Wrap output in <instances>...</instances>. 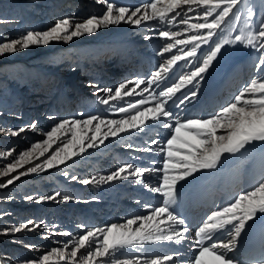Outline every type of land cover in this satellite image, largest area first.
<instances>
[{
	"label": "rangeland",
	"instance_id": "1",
	"mask_svg": "<svg viewBox=\"0 0 264 264\" xmlns=\"http://www.w3.org/2000/svg\"><path fill=\"white\" fill-rule=\"evenodd\" d=\"M110 2L134 9L142 7L150 0H110ZM249 8L253 12V18L249 22L253 25V29L245 27ZM103 11L104 6L97 4L95 0H0V42L19 38L28 31H46L61 18L81 21L91 16H100ZM235 11L241 15L239 21L230 17L221 29L216 31L208 44H202L197 49L196 57L177 62L168 73L164 74L158 84H154L148 92L143 93V97H123L110 101L108 105L99 103L98 97H105L101 89H114L120 83L136 79L147 82L151 79L152 72L158 71L160 66L171 58V55L179 54V49L185 47L177 45L172 53L160 54L163 47L173 41L162 39L159 33L184 31L186 26L180 22V17H176L175 26L167 25L159 20L144 21L140 26L121 22L118 25L101 27L91 35L84 34L67 43L53 41L46 46L33 45L14 54L0 57V130H7L0 131V152L13 151L14 157L18 156L20 152L29 150L32 144L45 139L44 134L63 120L87 119L91 115H98L105 119H126L129 115L135 114L134 111L130 110L129 113L124 114L120 113L118 108L127 106L130 102H137L141 98H147L150 101L141 106V110L153 107L156 100L163 99L159 97L160 91L177 83L180 76L194 71L216 43L228 39L230 43L225 44L221 52L217 54L208 71L203 74V79L198 77L192 84L183 87L166 105L168 109L172 105L174 107L172 119L169 120L172 124H175L177 119L183 122L188 119L210 118L233 102L234 97L251 80L264 79V71L257 68L260 53L245 47L243 43L235 42V37L242 31L254 30L264 19V0H243ZM142 14H138L133 19L139 18ZM202 14L203 9L187 13L190 18ZM190 22L197 21L192 19ZM204 31L206 33V30ZM193 34L195 33L191 31L186 33V35ZM179 38L181 37H177ZM115 44L127 45L146 55L144 57L149 61V68L144 67L145 70L140 75H133L130 61L125 66H121V61L117 62L120 58L117 57L116 60L113 48ZM190 48L191 45L185 50ZM234 71H237L234 76L236 80L227 88L226 96L220 98L221 102L215 103L209 110L206 109L207 105H204L202 111L205 114L202 116L189 115L196 105L198 98L195 97L200 96L211 85L213 79L217 77L221 79ZM145 86L146 84L141 85L137 91L140 92ZM193 91L197 93L195 97L190 96ZM64 92L70 97L68 102H65ZM186 95L190 99L180 104V100ZM33 124L36 125L35 130H32ZM21 127L25 128V132L15 137L7 134L8 131H18ZM143 127L130 128L115 138L109 135L103 144L97 141V146L93 148H88L87 144L88 137L93 134L94 128L92 130L76 129L77 137L81 135L85 137L83 153H80L77 148L75 151L78 154L63 164L21 176L13 185L0 189V197H8V199H0V264H23V261L36 259L53 248L63 247L65 242L71 245L75 238L87 230L106 228L111 224H124L128 219L150 215L152 208L164 206L163 197L149 190V186H158L163 176L162 172L145 173L140 177L124 173L122 174L124 179L108 183L98 182L99 177L110 175L126 164H132L135 168L162 169L164 154L160 149L170 138V130L151 120H147ZM107 131L106 127H102V132ZM71 135L72 129L62 130L53 148L60 144L61 140L71 138ZM152 140H156L157 144H151ZM146 147H151L152 151H143ZM254 147L247 146L239 153H225L221 157V160L226 155L233 157L232 167L236 182L231 189L232 196L229 198L231 200L226 204L221 199L222 194L217 188L226 182L228 176L225 174L223 176L224 172L221 171L220 177L216 171L217 173L211 179L213 182L210 181L216 189L210 198L200 203L203 207L210 200L211 207L196 213L200 218L196 220L193 227L189 228L184 242L176 244L153 239L143 245L128 246L116 251L114 256L105 257L107 264H113L114 259L123 261L141 258L143 260L169 254L175 256L176 264H189L197 248L194 233L204 219L212 211L228 206L241 192L250 191L264 181V167L260 176L252 180L250 184V179L245 176L249 168L258 163L264 164V145ZM51 151L50 149L39 159L33 158L31 164H25L23 168L17 169L16 173L10 175L15 176L21 171H26L28 167L43 164ZM9 162H14L12 157L0 156V170H3ZM218 170L220 171V168ZM207 171L202 170L196 173L194 178L189 177L181 182L183 186L180 187L176 200L170 207L183 219L188 214L190 202L198 189L199 181ZM73 176L77 179L73 180ZM93 177H96L97 182L88 185L82 183L83 180H91ZM7 178H0V181H6ZM137 179L142 183L137 184ZM219 182L221 184H217ZM55 192L61 193L55 201L37 202L39 197L49 196ZM28 195L33 197L32 201L25 199ZM65 196L70 198L66 202L63 200ZM29 220L40 227L20 233L8 231ZM160 228H167V224H160ZM65 231L69 232L70 236L64 237L57 234ZM156 234L158 233L154 230L153 235ZM224 238H226L224 241L229 240V233H226ZM183 252L188 253L186 258L179 257ZM234 262L240 264L238 261ZM49 264H66V261L53 256ZM244 264H264V260Z\"/></svg>",
	"mask_w": 264,
	"mask_h": 264
},
{
	"label": "snow or ice",
	"instance_id": "2",
	"mask_svg": "<svg viewBox=\"0 0 264 264\" xmlns=\"http://www.w3.org/2000/svg\"><path fill=\"white\" fill-rule=\"evenodd\" d=\"M95 2L104 6V11L100 16H91L81 21L61 18L46 31H28L19 38L0 42V57L14 54L33 45L46 46L53 41L67 43L84 34L91 35L101 27L106 28L121 22L140 26L144 21L159 20L167 25L175 26L176 17H180V22L186 26L184 31H161L159 33L162 39L173 41L167 43L160 54L172 53L177 45L185 46L179 49V54L171 55V58L167 59L158 71L151 73V79L147 82L136 79L120 83L114 89H101L100 91L105 94V97H98V100L100 104L108 105L110 101H116L123 97H143V93L148 92L154 84H158L164 74L168 73L177 62L196 57L197 49L202 44H208L216 31L221 29V26L230 17L239 21L241 15L237 14L235 10L243 3V0H150L142 7H135L134 9L116 5L110 0H95ZM199 9H203L202 15L188 17V12ZM140 13L143 14L139 18L133 19ZM210 17L211 19H209ZM252 18L253 12L249 8L245 23V27L248 29H253V25L249 23ZM192 19L197 22H190ZM201 20L203 22H199ZM188 31L195 34L186 35ZM177 37L181 38L177 39ZM145 38L150 39V37ZM235 42L243 43L245 47H250L259 52L257 68L264 71V19L254 30L242 31L240 35L235 37ZM228 43H230L228 39L216 43L215 47L211 49L194 71L180 76L177 83L159 92V97L163 99L156 100L153 107H146L141 110V106L150 102L147 98H141L137 102H130L127 106L118 108V111L124 114L129 113L130 110L134 111L135 114L129 115L126 119H105L98 115H91L87 119L63 120L44 134L45 139L32 144L29 150L20 152L18 156L14 157L13 151L0 152V156L12 157L14 160V162L7 163L3 170H0V178L8 177L6 181H0V189H5L13 185L21 176L63 164L78 154L75 151L77 148H79L80 153H83L85 151L83 147L85 137L83 135L77 137L76 129L87 128L92 130L94 128L93 134L88 137V148L96 147L97 141L103 144L109 135L115 138L130 128L142 127L147 120L156 121L161 127L170 130V138L167 139L165 146L160 149L164 154L162 169L135 168L132 164H126L120 166L110 175L99 177L98 181L108 183L117 179H124L125 177L122 175L124 173L133 177H140L145 173L162 172L163 176L158 186H149V190L163 197L164 206L152 208L150 215L128 219L124 224H111L106 228L87 230L75 238L71 245L65 242L63 247L53 248L50 252L36 259L23 261V264H49L53 256L66 261V264H107L105 257L114 256L116 251L128 246L143 245V243L153 239L181 244L187 239L186 234L189 232V228L184 226L185 220L175 214L170 207L176 200L180 187L183 186L181 182L186 181L189 177L194 178L195 174L202 170L216 168L225 153H239L247 145L254 143L264 145V79L251 80L234 97L233 102L210 118L188 119L183 122L177 119L175 124L169 123V120L172 119V113L166 107L168 101L183 87L192 84L196 78L203 79V74L208 71L217 54ZM189 45L191 48L185 50ZM145 84L146 86L138 92L137 89ZM196 95L195 91L190 93L191 97ZM188 99L190 97L186 95L184 99L180 100V104ZM31 127L32 130L36 129L35 124ZM102 127H106L108 131L102 132ZM65 129H72L71 138L61 140L60 144L53 148V144H56L62 130ZM23 132H25V128L21 127L18 131H8L7 134L15 137ZM150 143L154 145L157 144V141L152 140ZM50 149L52 151L45 158L43 164L28 167L26 171H21L15 176L10 175L16 173L17 169L23 168L25 164H31L33 158L39 159L45 156V153L49 152ZM182 149L183 151H181ZM143 151L150 152L152 148L146 147ZM72 179L76 180L77 178L73 176ZM94 182H97L96 177L82 181L85 185ZM136 183L140 184L142 181L137 179ZM60 196V192H55L49 196L39 197L37 202L55 201ZM0 199H8V197H0ZM25 199L32 201L33 197L28 195ZM69 199L67 196L63 197L65 202ZM258 214H264V181L250 191L241 192L228 206L212 211L204 219L195 230L196 254L189 261V264H235L234 260L228 257L226 253L236 248L238 239L250 226V221L264 219V215ZM160 224H167V228H160ZM134 225L137 226L134 228ZM39 227L40 225L29 220L27 223L12 227L8 231L20 233L21 231H33ZM226 228L230 239L227 241L215 240V233ZM154 230L158 233L155 236L153 235ZM57 234L64 237L70 236V233L66 231ZM100 237L102 239H99ZM113 264H176V260L174 255L169 254L144 258L143 260L141 258L123 261L114 259Z\"/></svg>",
	"mask_w": 264,
	"mask_h": 264
},
{
	"label": "bare ground",
	"instance_id": "3",
	"mask_svg": "<svg viewBox=\"0 0 264 264\" xmlns=\"http://www.w3.org/2000/svg\"><path fill=\"white\" fill-rule=\"evenodd\" d=\"M113 48L115 49L116 60H117V57L120 58V60H117V62L121 61V66H125L127 62L130 61L129 62L131 64L130 68L132 69L131 73L133 75H140L142 71L149 68L148 66L149 61L145 59L144 56L146 55H142L141 52H137L132 47H128L127 45H124V44H115L113 45ZM138 54H141V55H138ZM114 63H116V61H114ZM246 65L247 64H245V66ZM114 71L118 72V70H114ZM236 73L237 71H234L233 73L224 75L221 79H217L218 77L215 80L213 79L212 83L210 82L211 85L207 87V89L204 92H202L200 96L195 97L198 99L196 101V105L190 111L189 115L199 114L202 116L205 114L202 111V107L204 105H207L206 109L209 110L212 106L214 107L215 103L221 102L220 98L226 96L227 88L229 87V85H231V83L234 80H236L234 79L235 78L234 76L236 75ZM244 74L245 73L243 72V75ZM64 95H65V102H68L70 98L69 95H67L66 92H64ZM169 109H171L170 112L172 113L174 111L173 105ZM63 111L62 113H64ZM141 128H144V127L142 126ZM247 146L248 147L250 146L262 147L263 145L260 143H254V144H250ZM221 161L222 162L217 164L216 168L210 169L207 171V173L203 174L201 180L199 181V184L197 187L198 189H196L193 195V198L190 202L188 214L184 218L185 227H188V228L193 227L195 222H197L196 220L200 218V216L197 215L196 213L198 211H201V212L206 211L207 209H209V207H211L210 200H208V203L204 205L203 207H202L203 204L200 205V203L206 200L208 197L210 198L211 195L214 193L216 186L212 184L213 181L211 179H213L214 174H216L217 172H218L217 174L220 177L222 175V172H224L223 176L224 174L228 176V178L226 179V182L222 184L220 187L218 186L217 188L218 191H220V193L222 194L221 199H223V201L226 202V204H228L229 200H231L229 199L232 196L231 189L235 185V182H236L235 177H234V169L232 167L234 164L233 157L231 155H226L223 157V160ZM263 167H264V164L258 163V165H254L253 167L249 168L245 172V176H248V179H250L249 184L252 183V180H255L256 178L260 176ZM218 168H220V171L218 170ZM217 184H221V182ZM147 201L150 202V200H147ZM258 215H264V214H258ZM194 218H195V221H194ZM249 225L250 226L246 228V231L243 232L241 237L238 239L236 248L233 251L226 253L228 257H231L234 261H238L240 264L241 263L244 264L246 262L258 263L264 260V219H257L254 222L250 221ZM226 233H228L227 228L223 231H218L217 233H215L216 235L214 239L217 241H221V240L224 241L226 239L224 238ZM260 238H262V241H260ZM186 256H188V253L183 252L181 256L179 257L186 258Z\"/></svg>",
	"mask_w": 264,
	"mask_h": 264
}]
</instances>
